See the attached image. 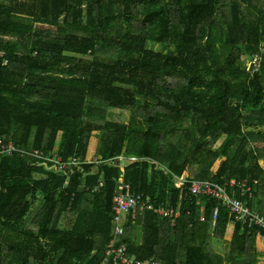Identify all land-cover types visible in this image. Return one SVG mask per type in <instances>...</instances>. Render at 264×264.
Listing matches in <instances>:
<instances>
[{"label": "trees", "instance_id": "obj_1", "mask_svg": "<svg viewBox=\"0 0 264 264\" xmlns=\"http://www.w3.org/2000/svg\"><path fill=\"white\" fill-rule=\"evenodd\" d=\"M0 138L77 162L0 154V264H110L114 239L137 260L259 264L264 228L189 183H246L264 214V0H0ZM122 178L175 226L147 211L118 239Z\"/></svg>", "mask_w": 264, "mask_h": 264}, {"label": "built area", "instance_id": "obj_2", "mask_svg": "<svg viewBox=\"0 0 264 264\" xmlns=\"http://www.w3.org/2000/svg\"><path fill=\"white\" fill-rule=\"evenodd\" d=\"M7 64V63H6ZM34 155L36 157L55 163L60 170H66L69 165H76L75 160L70 159L65 162L64 158L58 154H44L40 151H32L20 149L14 141H8L5 138H0V154L5 155ZM189 191L194 197H205L215 200L229 213L241 218L243 224L248 228H264V214L253 211L237 198L236 188L238 187L241 197H252V189L246 183L236 184L232 182L226 186L212 183L209 181H192L189 183ZM103 187V184H100ZM231 189V193L229 192ZM121 194L114 200V223L116 225V236L121 238L125 234L126 222L129 218L136 219L139 214L144 212H153L154 214L169 219L171 226L174 227L176 220L180 218V214L173 210L157 208L155 205L145 198V195L133 194L132 187L127 184L124 178L120 179ZM219 215V208L214 212L215 218ZM104 263L110 264H162L158 259L149 258L146 260H137L129 254L128 246L125 243L119 244L117 239L109 243Z\"/></svg>", "mask_w": 264, "mask_h": 264}, {"label": "rangeland", "instance_id": "obj_3", "mask_svg": "<svg viewBox=\"0 0 264 264\" xmlns=\"http://www.w3.org/2000/svg\"><path fill=\"white\" fill-rule=\"evenodd\" d=\"M151 48L155 49L156 51H166V49H164L162 46H160L159 44H151L150 45ZM252 61H256V59H251L249 57H245L243 59V62L248 64L249 67L252 66ZM109 119L110 120H116V121H121L124 123H130L131 119H132V111L131 109H117V110H113L110 111L109 114ZM245 130H251L249 128H245ZM259 130H263V128H260ZM220 163V161H218L215 164V169L218 167V164ZM262 163V162H261ZM43 206L42 202H38L37 205L35 206L32 214L29 216V218L27 219V226L28 227H34V219L37 216L38 212L40 211L41 207ZM140 229H137V239L139 240L140 238ZM215 250H217V252L222 253V254H228L230 252V246L228 244H218L216 243L214 246ZM259 264H264V253L259 255Z\"/></svg>", "mask_w": 264, "mask_h": 264}, {"label": "crops", "instance_id": "obj_4", "mask_svg": "<svg viewBox=\"0 0 264 264\" xmlns=\"http://www.w3.org/2000/svg\"><path fill=\"white\" fill-rule=\"evenodd\" d=\"M138 229H140V238H139V240L137 239V241L139 242V243H141V240H142V228L141 227H138Z\"/></svg>", "mask_w": 264, "mask_h": 264}]
</instances>
